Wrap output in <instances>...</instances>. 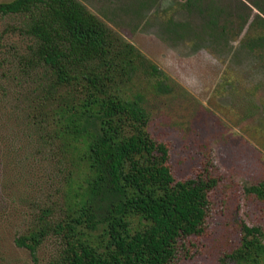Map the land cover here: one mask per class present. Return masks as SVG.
I'll list each match as a JSON object with an SVG mask.
<instances>
[{"label":"rangeland","instance_id":"1","mask_svg":"<svg viewBox=\"0 0 264 264\" xmlns=\"http://www.w3.org/2000/svg\"><path fill=\"white\" fill-rule=\"evenodd\" d=\"M77 1L163 73V92L142 67L122 91L140 99L144 131L168 147L174 178H192L204 166L218 177L207 228L190 238L179 264H264V254L236 255L243 225L264 233V200L246 191L264 183V50L250 44L261 34L264 0L193 7L184 0ZM23 21L0 15V264H52L61 247L56 236L33 254L16 239L63 220L86 184L80 153L71 149L77 144H62L53 130L51 141L27 118L33 85L24 80V88L19 63L30 43L16 30ZM129 223L130 232L147 224L137 216ZM75 242L104 252L105 229L80 230Z\"/></svg>","mask_w":264,"mask_h":264},{"label":"trees","instance_id":"2","mask_svg":"<svg viewBox=\"0 0 264 264\" xmlns=\"http://www.w3.org/2000/svg\"><path fill=\"white\" fill-rule=\"evenodd\" d=\"M0 15L24 17L15 28L30 43L19 63L24 88L33 85L28 120L51 141L53 130L62 144H77L71 149L80 153L86 184L63 220L19 236L16 244L33 254L47 235L56 236L61 247L52 264H179L190 238L207 228L218 177L204 166L196 176L176 180L168 147L144 131L140 99L125 97L122 87L135 69L157 79L160 92L163 73L77 0H11L0 3ZM209 24L219 27V35L225 32L215 21ZM262 24L250 44L264 50ZM246 191L264 200V183ZM134 216L147 224L130 232ZM99 228L105 229L106 250L79 248L77 232ZM242 228L236 255L244 249L264 254L261 229Z\"/></svg>","mask_w":264,"mask_h":264}]
</instances>
